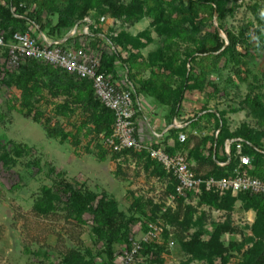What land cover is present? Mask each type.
<instances>
[{"label": "rangeland", "instance_id": "1", "mask_svg": "<svg viewBox=\"0 0 264 264\" xmlns=\"http://www.w3.org/2000/svg\"><path fill=\"white\" fill-rule=\"evenodd\" d=\"M48 1L53 7L66 5V0ZM146 2L148 0H119L122 16L117 20L104 16V21L98 26L102 31L101 38L105 37L111 43L114 38L122 37L123 46L112 42L111 47L105 46L103 50L99 45L92 52L101 54L104 51L111 55L115 51L124 61L117 63L131 66L130 71L134 72L138 66L142 67L143 60L144 67L155 70L160 80L162 76L167 85L172 81L174 87L178 86V63L174 62L172 70L176 73L171 77V73L165 70V61L168 58L183 59L181 50L186 46L179 45V49L174 44L166 47L168 37L154 23L149 11L150 3ZM237 6L234 17L227 19L225 27L237 31L241 26L252 23L254 26L250 31L259 30L260 35L248 37L246 44L237 47L240 57L231 60L226 55L213 70L209 66L211 57L205 62L197 61L194 66L191 62L186 65L187 73L192 69L191 74L197 76L204 70L210 71L203 90L190 87L189 91L194 90L207 99L206 106L213 108L215 116L222 114L229 132L242 123L255 126L242 101L248 89H253L258 83L261 88L255 94L264 92V27L257 22L260 20L264 24V0H238ZM48 20L54 24L56 17L51 16ZM212 23L217 28L216 16ZM218 32L221 38H226L221 30ZM159 51L163 53V61L158 58ZM150 55L159 63L149 62ZM0 64L7 71L15 70L1 60ZM122 67L120 70L124 72ZM5 70L0 71V264H63V259L66 264H71L80 258L87 261L88 254L94 264H107L102 245L93 235L91 215L77 218L68 216L63 210L50 212L37 207L42 189L46 187L55 191L62 180L76 188L113 198L118 210L126 219L133 221L132 239H140L149 223L157 224L159 234L150 242L159 245L164 264H207L204 260L192 259L172 235L163 238L164 230L174 231L163 215L167 210L179 213L180 220L186 208L193 211V220L200 221L202 226H192L188 232L200 233L203 240L215 232L217 225L229 221L233 232L220 238L226 246L234 244L228 264H240L241 254L259 242L253 231L256 213L242 208V199H236L238 194L232 195L234 201L229 211L218 200L201 199L199 189L179 198L181 203L176 200L169 205L167 179L160 175L162 171L156 168V161L148 153V157L141 160L136 156L138 152L115 155L106 149L100 134L95 132L93 114L83 108L76 91L48 88V82H45L38 85V94L31 91L29 95L33 98L28 102L29 106H25L20 90L3 85ZM40 80L36 79L37 83ZM54 127L61 128L66 135L49 134L48 131ZM4 147L6 150H2ZM21 148L23 156H14V152ZM4 152L10 155L3 158ZM28 162L36 165L28 167ZM142 163L146 168L144 172ZM147 169H153V175L158 178L166 179L164 191L150 185ZM215 194L220 198L225 195ZM152 205L161 207V213L154 221L150 220L153 217ZM113 249V263L117 264L122 248L116 245ZM146 259L141 256L139 263L135 264H148Z\"/></svg>", "mask_w": 264, "mask_h": 264}, {"label": "trees", "instance_id": "2", "mask_svg": "<svg viewBox=\"0 0 264 264\" xmlns=\"http://www.w3.org/2000/svg\"><path fill=\"white\" fill-rule=\"evenodd\" d=\"M148 2L146 3L149 4V11L153 16L154 23L159 25L157 27L162 28L161 31L165 33L164 36L168 37V41L165 42V44L167 43L166 47H171L173 44L177 49H179V45L186 46L181 50V56H184L183 59L168 58L165 61L167 66L165 70L171 73V77L176 73L172 70L173 64L174 62L178 63L179 77H177V82L179 85L175 94L176 103L180 102L183 93L190 87L203 90L207 73L210 72L207 69L197 76L191 74V69L190 73L187 74L186 65L188 63L191 62L194 66L197 61L205 62L211 57L212 61H210L209 66L213 70L220 59L226 55L231 60L240 57L237 47L246 44L248 37L257 38L260 35L259 30H255L253 33L250 31V28L254 26L252 23L241 26L237 31L225 27L227 19L233 18L235 15L238 0H148ZM30 8H32L31 11H29ZM122 14V5L119 0H66V5L62 8L53 7L48 0H0V32L3 33V38L7 42L14 33H32L34 32V26H36L49 39L59 41L66 36L76 23L88 18L92 22L90 32L93 36L91 38L84 36L71 38L60 46L62 48H83L85 51H92L96 50L99 45H103L102 49L105 50L104 47L112 44V42L123 46L124 39L117 37L111 43L106 41L105 37L101 38L102 31L98 25L104 21V16L117 20ZM51 16L56 17L54 24L48 20ZM214 16H216L217 28L213 27ZM101 19L103 20L101 21ZM257 22L259 26L264 27L260 20ZM207 28L210 30L205 32ZM218 30L224 33L225 39L221 38ZM32 35L35 36L34 33ZM81 38L83 40L79 42ZM109 40L111 41V39ZM0 51V60L5 63L7 51L4 47H0ZM152 55L148 58L151 63L157 61V58ZM162 56V51H159L158 58L160 61H163ZM117 61L124 63L115 51H112L111 55H107L102 51L98 72L107 77L115 76ZM2 64H0V71L5 70ZM138 67L140 69L138 68L135 74L145 69L144 66ZM13 69L15 70H5L3 85L9 89L15 87L20 90L21 99L24 100L23 105L29 106L28 102L33 98L29 94L31 91L38 94V85L45 82H48L46 85L48 88L57 90L64 88L76 91L83 108L91 112L95 118V132L99 133L101 138L111 135L114 124L113 113L95 98L91 80L80 79L59 67L34 60H24L18 67ZM126 69L128 72L127 83L134 87L130 75L131 66H127ZM38 78L42 80L37 83L36 79ZM262 87L264 88V86ZM260 88L261 86L258 83L253 89H248L242 101V105L247 109L252 120L255 121L254 127L242 123L234 131L229 132L221 113L211 116L215 118V128H218L221 123L216 138V150H223L224 142L227 139H241V153L250 159L248 166L240 167L241 172L249 177L264 180V92L261 95L255 94ZM174 103L168 102L172 111L170 117L178 112V108L176 110ZM48 132L49 134H58L61 137L66 135L59 127H54L52 131ZM2 150H6L5 147ZM113 153L115 155H127L133 153V151L124 150ZM167 153L173 155L170 151H167ZM23 154L22 148L20 151L14 152V156H23ZM9 155L10 153L4 152L3 158H7ZM222 162H227V164L223 167L214 166V173L208 174L204 178L211 176L218 179L227 177L231 173L233 167L238 165L234 145L231 146L230 156L224 157ZM32 164L36 165L33 162H28L26 165L31 167ZM155 164L157 169L162 172L165 171L160 164L157 162ZM168 175L170 187L167 196L169 197L174 193L175 181L170 174ZM199 190L201 199L218 200L222 207L228 211L230 210V204L234 201L230 192H225V195L220 198L215 192L207 190L203 186ZM237 196L236 199H242L244 210H254L256 213L253 231L259 241L241 254L240 264H264V195L240 193ZM38 200L37 207L50 212L63 210L68 216L77 218L85 214L91 215L93 235L102 245L107 264H114V246H120L122 248L121 253L124 249H129L132 240L130 231L133 221L126 219L118 210L117 203L113 198L105 194L99 195L92 191L76 188L71 183L62 180L55 191L44 187ZM177 202L181 203L182 199L177 200ZM151 208L153 209V217L150 220L154 221L156 215L161 213V207L152 205ZM165 212L163 215L167 217L168 224L174 227V231L164 230L161 234L164 239L172 235L183 249L190 253L191 258L194 260H204L207 264L229 263L234 251V244L226 246L220 241L223 234L233 232L229 221L223 225H217L215 232L207 240H203L200 233L189 234L188 232L192 226H196V228L199 225V228L202 226L200 221L193 220V211L189 208H186L181 220L177 216L179 213H171L169 210ZM146 231L147 227H145L144 233ZM160 252L161 249L156 243L150 241L142 243L135 255L133 264L139 263V257L141 256L147 258L146 262L148 264H164ZM92 260V256L88 254L87 261L80 258L74 260L71 264H94ZM62 262L66 264L65 259Z\"/></svg>", "mask_w": 264, "mask_h": 264}, {"label": "built area", "instance_id": "3", "mask_svg": "<svg viewBox=\"0 0 264 264\" xmlns=\"http://www.w3.org/2000/svg\"><path fill=\"white\" fill-rule=\"evenodd\" d=\"M103 19H101L102 21ZM91 20L85 18L76 23L66 36L59 41H53L46 37L34 26L32 33H14L9 41H5L0 32V47L7 51L5 64L10 68H16L24 60H34L40 63L59 67L80 79L92 81L94 96L114 116V124L110 136L102 138V145L111 152L132 150L134 152L146 151L148 155L160 164L175 181L174 193L168 197V204L173 205L176 200L185 197L194 190L205 187L207 190L232 195L249 193L250 195H264V180L249 177L240 170L241 166H248L250 159L241 153V139H227L224 142V152L230 156L231 146H235V155L238 165L233 167L227 177L213 178L197 176L187 165L186 157L181 154L170 155L160 148L147 147L141 144L135 137L134 102L132 91L113 83L103 73L98 72L100 66V53L85 51L83 48H62L60 45L66 40L75 37H92L90 32ZM81 30V35L77 31ZM103 47V46H101ZM127 83V82H126ZM185 136L179 135V141L183 142ZM227 164L221 163L223 167ZM159 227L155 223L147 225V231L140 239H132L129 249H124L119 256L117 264H133L135 255L142 243L153 240L159 234Z\"/></svg>", "mask_w": 264, "mask_h": 264}, {"label": "crops", "instance_id": "4", "mask_svg": "<svg viewBox=\"0 0 264 264\" xmlns=\"http://www.w3.org/2000/svg\"><path fill=\"white\" fill-rule=\"evenodd\" d=\"M77 35H81V30L80 32L77 31ZM82 40L81 38L79 42ZM108 46L111 47V44ZM148 61L150 62L149 59ZM141 62L142 66H145L143 60ZM116 67L115 76L109 78L113 83L122 88L127 87L132 91L135 137L141 144L147 147L160 148L166 153L170 151L173 155L185 156L190 170L200 177L213 174L214 166L221 167V163H226L222 162V159L227 156L224 147L223 150H216V138L221 123L218 128H215V118L213 119L211 116L212 114L215 115V112L213 113V108H207V99L198 95L199 93L194 90L186 89L180 102L176 103L177 86L174 87L172 81L167 85V80L164 81L162 76L160 80L159 74L155 70L145 68L137 74L131 71L133 87L126 83L128 73L126 66L118 62ZM121 67L124 72L120 70ZM168 102L172 104L175 102L176 110L178 108L177 114L172 117H170L172 111ZM204 106H206L205 109H203ZM180 134L185 136L183 142L179 141ZM145 152H138L136 156L145 160L147 156V152ZM142 165L144 172L146 168H144L143 163ZM153 169L146 170L148 178H151L150 185L158 186L159 191H164L167 179V184L170 187L169 173L160 172V175L166 177V179H160L155 174L153 175Z\"/></svg>", "mask_w": 264, "mask_h": 264}, {"label": "water", "instance_id": "5", "mask_svg": "<svg viewBox=\"0 0 264 264\" xmlns=\"http://www.w3.org/2000/svg\"><path fill=\"white\" fill-rule=\"evenodd\" d=\"M219 31V30H218Z\"/></svg>", "mask_w": 264, "mask_h": 264}]
</instances>
